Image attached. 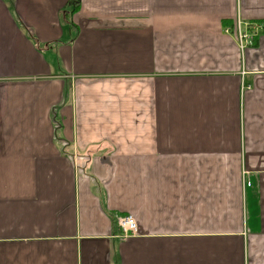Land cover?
<instances>
[{"label": "crops", "instance_id": "crops-1", "mask_svg": "<svg viewBox=\"0 0 264 264\" xmlns=\"http://www.w3.org/2000/svg\"><path fill=\"white\" fill-rule=\"evenodd\" d=\"M0 264H264V0H0Z\"/></svg>", "mask_w": 264, "mask_h": 264}, {"label": "built area", "instance_id": "built-area-1", "mask_svg": "<svg viewBox=\"0 0 264 264\" xmlns=\"http://www.w3.org/2000/svg\"><path fill=\"white\" fill-rule=\"evenodd\" d=\"M259 31L260 26L257 24L245 23L242 29L240 27V23H236V25L233 27L232 36L236 40L241 52L254 45ZM226 32L230 31L226 30ZM117 224L123 238L134 236L136 234V222L132 216L125 215L118 217Z\"/></svg>", "mask_w": 264, "mask_h": 264}]
</instances>
